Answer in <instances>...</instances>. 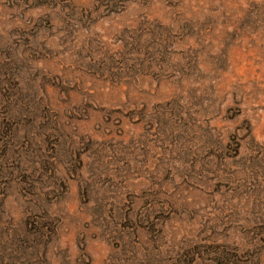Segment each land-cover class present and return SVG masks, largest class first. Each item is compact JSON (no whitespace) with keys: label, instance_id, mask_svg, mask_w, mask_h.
<instances>
[{"label":"rangeland","instance_id":"obj_1","mask_svg":"<svg viewBox=\"0 0 264 264\" xmlns=\"http://www.w3.org/2000/svg\"><path fill=\"white\" fill-rule=\"evenodd\" d=\"M0 264H264V0H0Z\"/></svg>","mask_w":264,"mask_h":264}]
</instances>
